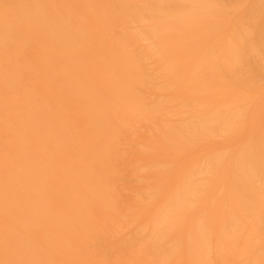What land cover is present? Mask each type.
I'll use <instances>...</instances> for the list:
<instances>
[{
	"label": "bare ground",
	"instance_id": "obj_1",
	"mask_svg": "<svg viewBox=\"0 0 264 264\" xmlns=\"http://www.w3.org/2000/svg\"><path fill=\"white\" fill-rule=\"evenodd\" d=\"M0 264H264V0H0Z\"/></svg>",
	"mask_w": 264,
	"mask_h": 264
}]
</instances>
